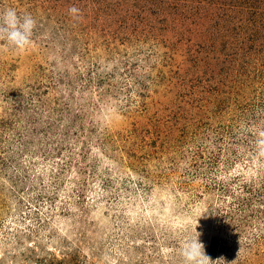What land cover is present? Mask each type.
Segmentation results:
<instances>
[{"label":"rangeland","instance_id":"1","mask_svg":"<svg viewBox=\"0 0 264 264\" xmlns=\"http://www.w3.org/2000/svg\"><path fill=\"white\" fill-rule=\"evenodd\" d=\"M76 8L70 13V8ZM0 264H264V0H0Z\"/></svg>","mask_w":264,"mask_h":264},{"label":"clouds","instance_id":"2","mask_svg":"<svg viewBox=\"0 0 264 264\" xmlns=\"http://www.w3.org/2000/svg\"><path fill=\"white\" fill-rule=\"evenodd\" d=\"M76 8H70L75 13ZM36 20L30 14L18 15L14 9L0 13V41L16 48L23 49L31 41ZM198 235H190L180 246V256L183 264H207L208 256L204 253V243Z\"/></svg>","mask_w":264,"mask_h":264}]
</instances>
